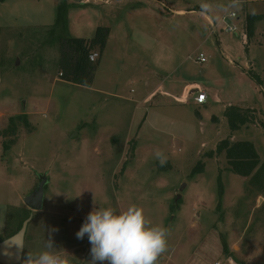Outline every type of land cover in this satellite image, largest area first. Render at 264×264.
I'll use <instances>...</instances> for the list:
<instances>
[{"label": "rangeland", "instance_id": "obj_1", "mask_svg": "<svg viewBox=\"0 0 264 264\" xmlns=\"http://www.w3.org/2000/svg\"><path fill=\"white\" fill-rule=\"evenodd\" d=\"M61 1L0 2V242L29 214L17 264L43 248L50 229H58L55 245L70 264H91L87 236L76 237L88 213L102 202L117 209L136 204L152 224L169 230L158 264H231V257L236 264H264V175L251 182L230 170L225 153L208 155L224 138L250 140L264 163V18L251 39L243 36L246 14H264V0H208L215 7L208 10L211 24L199 10L206 0H147L160 12L153 30L157 25L162 36V77L143 72L137 53L109 51L92 87L61 78L59 28L52 30ZM135 1L68 0V27L78 8L110 5L115 19H127L122 8ZM231 12L238 33L219 22ZM144 18L132 39L149 45ZM87 21L83 16L80 23ZM201 53L203 63L196 59ZM187 83L205 85L208 102H194L182 89ZM229 103L254 108V122L231 131L221 111ZM11 116L15 133L7 130ZM41 174L48 176L44 205L34 211L24 198ZM19 198L26 207L13 205Z\"/></svg>", "mask_w": 264, "mask_h": 264}, {"label": "trees", "instance_id": "obj_2", "mask_svg": "<svg viewBox=\"0 0 264 264\" xmlns=\"http://www.w3.org/2000/svg\"><path fill=\"white\" fill-rule=\"evenodd\" d=\"M4 0H0L2 2ZM70 8V2L68 0H62L57 5L56 20L54 22V28H59L56 36L59 42L60 57L58 59V66L62 75V79L86 86L91 87L94 81L96 70L100 63L98 61H91L90 54L93 51L99 52L101 57L110 34V27L107 25L97 26L95 33L92 37L86 38L81 36H74L68 32V10ZM264 18V14L248 12L246 14V34L248 39H251L255 34L256 23ZM257 82H263L262 78L254 73L248 72ZM26 115V114H25ZM224 115L227 118V122L231 131L238 130L243 126L254 122L255 120V109L243 107L236 104H229L226 106ZM24 118L25 124L29 125L30 121L27 116H19ZM216 118L215 115L212 116ZM16 118L10 117V124L7 130L15 133L17 131ZM264 126V125H263ZM6 149L9 148L7 144L4 146ZM225 153L229 168L238 175L249 177L251 176V182H259L262 180L264 175V163H261V156L255 146L250 140H236L233 141L229 138L220 140L215 150L208 152L210 157L215 154ZM219 181V194L222 195L223 183L221 175L218 176ZM29 217V214L21 221L16 231L9 236L15 234L23 225L25 219ZM225 250L227 246L225 244Z\"/></svg>", "mask_w": 264, "mask_h": 264}, {"label": "clouds", "instance_id": "obj_3", "mask_svg": "<svg viewBox=\"0 0 264 264\" xmlns=\"http://www.w3.org/2000/svg\"><path fill=\"white\" fill-rule=\"evenodd\" d=\"M156 158L161 165L167 162L160 151ZM93 203H97L95 196ZM55 231L49 230L41 250L28 252L24 264H70L67 253L55 245ZM85 236L91 245V264H158L168 249L169 230L152 224L139 205L117 209L102 202L93 207L76 233L77 239Z\"/></svg>", "mask_w": 264, "mask_h": 264}, {"label": "crops", "instance_id": "obj_4", "mask_svg": "<svg viewBox=\"0 0 264 264\" xmlns=\"http://www.w3.org/2000/svg\"><path fill=\"white\" fill-rule=\"evenodd\" d=\"M207 1L208 0H206L207 5L203 3L201 5L202 8H199V10H201L200 13H202L205 19L209 22V24H211L212 21L215 19H214L213 13H211L208 10L210 8L213 9L215 7L212 6V2H207ZM153 3H154L153 1L148 2L147 0H137L133 3L125 4L122 10L126 11V14L128 17L127 19L126 18L119 19L118 17H116L115 19L113 12H112V6L110 5L109 6L107 5L106 7H104L105 10H100L99 8H96V7H83L81 9L78 8L74 12L69 13L68 31L71 35H74V36L90 38L94 35L97 26L99 25L109 26L111 31H110V34L107 40L106 47L100 57V63L98 65V68L102 67L104 63L103 59L107 58L109 51L114 52V54H118V53L123 52V50L126 49L128 51H131V53H137V56H139L138 59H140V63L144 67L143 72L148 71L149 73H152L153 71L156 76V79H158L157 77L159 78L162 77L161 69L163 68L162 67L163 51H162V41H161L162 36H161V33L160 34L158 33L157 25L155 27V32L153 30L154 29L153 21H157L159 17V13H160L158 12V9L155 7V5H153ZM213 12L215 11L213 10ZM83 16H87L88 18V21L85 24L80 23V20L82 19ZM144 16H149V21H150V24L148 23L144 24L145 26L144 28H147L146 26H149L151 28V30L148 29L150 31L149 34L147 33L148 35L144 34L145 36L149 37V45L140 44L141 43L140 41H134L132 39L134 29L141 28L139 24V19L140 18L143 19ZM113 19L115 20V22L112 21ZM221 21H222V18L219 20V22ZM81 31L88 32V33L86 36L78 35V34H83V33H80ZM144 31L146 32L145 29ZM230 62L232 63L233 66H235L232 60H230ZM197 84L201 85L200 83H187L183 86L182 89L188 88L190 90V93H193L194 96L198 89H202L206 91L205 85H201V88H193V86H196ZM159 89H162V86L155 87V89H153L152 91L150 90V96H154L155 93ZM183 92L184 90H182V93ZM104 94H108V93H104ZM170 94H171L170 91H165V93H163V95L165 96H169ZM110 95L111 96L114 95L120 98V96L116 94H110ZM207 102H208V94H207ZM225 108H226V105L221 108V111L224 112ZM214 115L219 117L217 114H214ZM19 200L20 201H18L17 203H14L13 205L16 207H22L23 204L21 202V198H19ZM23 207H26V206H23Z\"/></svg>", "mask_w": 264, "mask_h": 264}, {"label": "water", "instance_id": "obj_5", "mask_svg": "<svg viewBox=\"0 0 264 264\" xmlns=\"http://www.w3.org/2000/svg\"><path fill=\"white\" fill-rule=\"evenodd\" d=\"M40 179L41 180L36 189L24 198L26 205L34 211L41 210L44 205L45 186L48 182L47 174H41ZM183 185H185V183ZM183 185L181 188H183ZM178 197H180V195H178ZM30 220L31 216L25 219L22 227L15 234L5 238L0 242L1 263L17 264L22 261L25 246V236Z\"/></svg>", "mask_w": 264, "mask_h": 264}, {"label": "built area", "instance_id": "obj_6", "mask_svg": "<svg viewBox=\"0 0 264 264\" xmlns=\"http://www.w3.org/2000/svg\"><path fill=\"white\" fill-rule=\"evenodd\" d=\"M235 16H236V13L235 12H231L229 15H225V16L222 17V22L224 23V27H222V28L224 30L231 31V32H234V33H238V26L231 22V18L235 17ZM243 36H247L246 32H243ZM99 56L100 55H99L98 51H93L90 54V60L95 62V61H97ZM196 59L199 62H201V63H203V62H205L207 60L203 53L199 54L196 57ZM194 101L197 104H200V105L201 104H205L207 102V93H206V91H204L202 89H198L197 92L195 93ZM216 264H220V262H218Z\"/></svg>", "mask_w": 264, "mask_h": 264}, {"label": "bare ground", "instance_id": "obj_7", "mask_svg": "<svg viewBox=\"0 0 264 264\" xmlns=\"http://www.w3.org/2000/svg\"><path fill=\"white\" fill-rule=\"evenodd\" d=\"M230 262H231L232 264H236L232 257L230 258Z\"/></svg>", "mask_w": 264, "mask_h": 264}]
</instances>
